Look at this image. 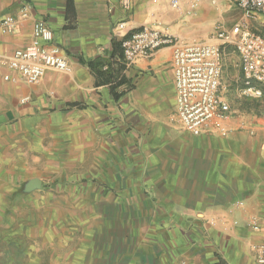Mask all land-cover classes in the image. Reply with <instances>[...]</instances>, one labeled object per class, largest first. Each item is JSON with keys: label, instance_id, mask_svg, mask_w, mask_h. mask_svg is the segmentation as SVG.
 <instances>
[{"label": "crops", "instance_id": "0c3cea01", "mask_svg": "<svg viewBox=\"0 0 264 264\" xmlns=\"http://www.w3.org/2000/svg\"><path fill=\"white\" fill-rule=\"evenodd\" d=\"M171 1L129 0L125 8L120 0H0V17L15 18L12 33H0V131L10 136L19 124L54 133L75 162L104 157L112 189L105 209L120 211L141 227L140 236L149 230L157 242L143 264H259L264 118L236 115L222 90L228 62L241 86L237 54L227 49L221 59L219 95L231 109L224 135L216 124L192 134L177 119L173 46L123 64L126 32L153 27L179 45L203 43L236 7V0H176L173 10ZM39 20L69 71L46 70L27 85L8 61L31 43ZM110 77L123 84L111 91Z\"/></svg>", "mask_w": 264, "mask_h": 264}, {"label": "rangeland", "instance_id": "374dc122", "mask_svg": "<svg viewBox=\"0 0 264 264\" xmlns=\"http://www.w3.org/2000/svg\"><path fill=\"white\" fill-rule=\"evenodd\" d=\"M240 19L235 7L220 18V29ZM226 66L222 90L236 115L264 118V98L241 101V86L232 65ZM8 132L0 131V264H143L157 242L149 230L140 236L141 227L123 221L120 211L105 209L112 189L104 157L75 162L62 154L54 133L19 124ZM33 181L40 186L32 188Z\"/></svg>", "mask_w": 264, "mask_h": 264}, {"label": "built area", "instance_id": "2783aa9c", "mask_svg": "<svg viewBox=\"0 0 264 264\" xmlns=\"http://www.w3.org/2000/svg\"><path fill=\"white\" fill-rule=\"evenodd\" d=\"M125 8L129 0H120ZM194 4L190 6L194 8ZM173 10L179 9L176 0ZM241 19L229 30L220 29L210 43L179 45L175 38L153 27H143L126 32L121 39L122 61L131 66L139 57L149 58L166 46H173L172 65L175 87V112L186 131L200 134L208 125H220V133L226 132L222 122L231 112L228 102L219 95L221 59L223 52L232 49L239 58L241 79L240 95L262 97L264 88V0H236ZM22 16L26 11L22 10ZM257 25L259 31L250 29ZM13 15L0 17V33L10 34L14 29ZM119 29L124 24L118 25ZM53 35L44 21L33 26L31 43L16 50L8 61L9 68L27 84H36L46 70L68 72L69 65L59 49L52 44ZM27 101L20 100L21 104ZM257 262L264 264V247L257 249Z\"/></svg>", "mask_w": 264, "mask_h": 264}, {"label": "trees", "instance_id": "16d2710c", "mask_svg": "<svg viewBox=\"0 0 264 264\" xmlns=\"http://www.w3.org/2000/svg\"><path fill=\"white\" fill-rule=\"evenodd\" d=\"M110 81L108 82L110 85V90L114 91L117 87H119L121 84H123V80L122 79H114L113 77H110L109 79Z\"/></svg>", "mask_w": 264, "mask_h": 264}, {"label": "water", "instance_id": "95a60500", "mask_svg": "<svg viewBox=\"0 0 264 264\" xmlns=\"http://www.w3.org/2000/svg\"><path fill=\"white\" fill-rule=\"evenodd\" d=\"M40 186L38 181H33L32 188H38Z\"/></svg>", "mask_w": 264, "mask_h": 264}]
</instances>
